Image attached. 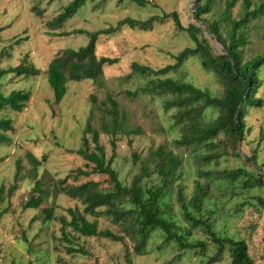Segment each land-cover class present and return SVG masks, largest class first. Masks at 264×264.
I'll return each instance as SVG.
<instances>
[{
	"label": "rangeland",
	"instance_id": "1",
	"mask_svg": "<svg viewBox=\"0 0 264 264\" xmlns=\"http://www.w3.org/2000/svg\"><path fill=\"white\" fill-rule=\"evenodd\" d=\"M69 1L0 0V67L24 61L41 70L37 76L7 74L0 79V92L4 94L12 89L30 91L21 112L0 111V116H8L13 123L12 130L6 133L8 138L0 141V264H126V252L131 264H230L228 247L220 258L213 259L217 247L198 227L186 239L192 244L204 242V249L179 248L174 240L164 239L163 231L155 230L143 252L137 253L127 239V247L121 241L72 233L68 235V242L63 241L60 222L54 217L46 219L43 209L51 207L58 215L65 213L66 207L79 204L56 192L59 179L65 178L66 183L73 184L94 179L102 189L109 186V177L93 172L96 171L93 164L86 168V161L76 152L83 147L84 138L89 146H94L91 133L86 129L88 125L100 128L104 116L110 121L107 95H111L127 115L129 126L141 128L140 132L130 135L117 132L115 137L100 131V143L107 157L112 156V166L122 183L129 185L134 175L142 172L160 142L169 141L172 147L171 140L179 137V128L172 124L173 110L164 111L159 98L149 103L146 96L135 97L127 92H135L148 78L128 74L130 62L160 68L173 64L175 56L185 46H194L189 35L177 29L173 18L165 14L175 11L183 26L193 23L199 27L198 35L205 38L214 55H220L224 53L223 45L209 31L207 23L217 21L218 33L227 39L231 21L244 15L246 4L252 10L262 0H235L230 8L225 0H214L210 12L201 16L204 22L194 17L195 0H146L142 5L132 0H85L60 28H52L49 22ZM127 16L138 20L158 18L149 29L124 25L115 33L98 36L96 54L117 57V62L103 66L100 81H68L63 98L56 103L45 69L60 49L78 48L87 43L88 35L73 32L74 29L100 30L116 26L118 20ZM224 16H228V20H223ZM236 32H242L247 38L239 45L242 61L264 52V18L250 16L245 26ZM166 75L191 82L211 95L219 96L223 90L219 77L204 69L198 56H189ZM254 76L260 86L253 97L260 98L262 105L246 108L243 139L236 144L226 140L227 149H222L224 153L218 156L221 149L213 146H200L194 153L180 149L182 176L173 186L174 191L175 185L180 186L189 198L194 181L209 183L203 215L210 218L218 233L245 239L255 264H264V184L248 186L242 180L217 179L218 172L235 169L239 162L251 165L249 159L237 160L236 151L248 157L255 152L257 165L262 163L264 173V63L255 70ZM204 115L210 120L218 112L207 108ZM30 153L37 158V163ZM78 168L91 172L85 176L76 172ZM207 171L210 177L204 175ZM157 180L156 174L144 178L148 186ZM35 189L43 191L40 206L25 208V202ZM168 208L176 215L177 224L185 227L187 223L180 213L175 193L168 198ZM99 227L118 231L117 225L104 216L99 217ZM65 245L80 247L81 251L69 253Z\"/></svg>",
	"mask_w": 264,
	"mask_h": 264
},
{
	"label": "trees",
	"instance_id": "2",
	"mask_svg": "<svg viewBox=\"0 0 264 264\" xmlns=\"http://www.w3.org/2000/svg\"><path fill=\"white\" fill-rule=\"evenodd\" d=\"M84 1H69L49 22L50 26L60 28L78 11ZM132 1L142 5L146 0ZM213 1L195 0L193 14L196 20L204 22L201 16L210 12ZM234 1L225 0L227 8H230ZM248 7L247 3L246 11L240 19L231 21L227 39L218 33L217 21L212 24L207 23L209 31L223 45L224 53L220 55H214L210 51L205 38L201 34L198 35L199 27L193 23L183 26L175 11L164 15L165 17L170 15L173 18L176 28L185 31L194 46H185L177 53L173 64H166L160 68H153L137 61L130 62L128 74L148 78L141 86L135 88V92L129 90L127 92L132 93L135 97L142 94L148 98L149 103L159 98L164 111L173 110L172 124L179 128L180 135L171 140L172 147L169 146V141L160 142L148 158V164L143 165L142 172L134 175L129 185L122 183L112 166V156L107 157L106 151L100 143V131L108 132L115 137L117 132L130 135L140 132L141 128L137 125L129 126L127 115L123 110H120L117 101L111 95H107L105 100L110 105L108 109L110 121L108 122L104 116L100 128L99 126L92 128L88 125L86 129L91 133L94 146H89L84 138L83 147L76 149V152L86 161V168L89 164H93L96 167V171L93 172L106 174L110 184L102 189L99 187L98 181L94 179H87L77 184L66 183L65 178L59 179L56 192L75 199L81 205L80 207L76 203L74 206H68L65 213L58 215L52 212L51 207L43 209L46 219L54 217L60 222L61 240L68 242V235L72 233L74 236H95L121 241L127 247L125 242L127 239L132 243V247L137 253H142L152 232L161 230L164 233V239L166 241L174 240L179 248L200 247V249H204V242L199 241L192 244L186 239V236L198 227L210 237L211 242L217 247L213 259L220 258L227 246L230 264H255L245 239L218 233L210 218L201 212L209 183L194 181L193 192L189 198L186 197L180 186L175 185V191L173 186L174 182L182 176L183 153L180 149L194 153L200 146H213L221 149L217 156L224 153L222 149H227L226 140H232L236 144L237 141L243 139L248 105H262V100L253 97V94L260 86V81L254 76V73L264 63V52L242 61L239 45L244 43L247 38L242 32L237 33L236 31L239 27L245 26L250 16L264 18V0L252 10H249ZM157 18L153 16L146 20H138L127 16L118 20L116 26L100 30L89 32L80 28L74 29L73 32L85 33L89 39L85 45L78 48L60 49L48 62L45 69L46 79L53 91V100L56 103L61 101L66 92L68 81L82 79L100 81L103 78V66L117 62V57L96 54L98 36L115 33L124 25L149 29L152 21ZM228 18V16H224L223 20H228ZM189 56H198L201 66L213 71L219 77L223 84L221 95H211L191 82L166 75L175 70ZM40 72L41 70L33 63L21 61L15 66L0 67V79L7 74L29 77L37 76ZM29 97V90L12 89L6 94L0 92V111L10 109L21 112ZM145 106L147 107V105ZM207 108L216 110L218 115L213 119H206L204 111ZM12 128V119L8 116H0V141L8 138L6 133ZM114 143L113 138L111 140L112 148ZM30 156L37 163V158L32 153ZM234 156L237 160L240 158L249 159L251 165L246 166L239 162L235 169L218 172L217 179L228 182L242 180L248 186L264 184L262 163L257 165L255 152L248 157L246 154L243 155L236 151ZM208 157L210 158L211 155ZM150 163L152 166L149 165ZM76 172L87 176L91 171L78 168ZM153 174H156L158 180L148 186L144 182V178H149ZM204 175L210 177V171L205 172ZM36 192L38 194L34 195ZM42 192L38 189L33 190L32 196L25 202L24 207H39L42 202L40 196ZM173 193L179 203L184 222L187 223L185 227H180L177 224L176 215L168 208V198ZM100 216H104L116 224L118 231L108 227H99ZM65 248L69 253L81 251L80 247L72 245H65ZM262 252L264 257V246ZM126 262V264H131L128 252H126Z\"/></svg>",
	"mask_w": 264,
	"mask_h": 264
}]
</instances>
